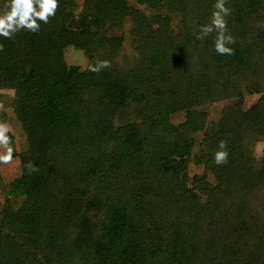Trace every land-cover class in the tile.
Instances as JSON below:
<instances>
[{
	"label": "trees",
	"instance_id": "16d2710c",
	"mask_svg": "<svg viewBox=\"0 0 264 264\" xmlns=\"http://www.w3.org/2000/svg\"><path fill=\"white\" fill-rule=\"evenodd\" d=\"M135 1L58 0L38 31L0 36L26 144L4 155L19 175L1 187L0 264H264V0H227L230 56L195 35L215 0Z\"/></svg>",
	"mask_w": 264,
	"mask_h": 264
},
{
	"label": "clouds",
	"instance_id": "9594fccd",
	"mask_svg": "<svg viewBox=\"0 0 264 264\" xmlns=\"http://www.w3.org/2000/svg\"><path fill=\"white\" fill-rule=\"evenodd\" d=\"M227 0H215L210 22L199 27L195 33L197 39H203L215 33L214 50L219 55H234V48L230 45L235 43V38L228 32L226 17L231 15V9L226 6ZM58 0H8L7 11L0 14V36L12 38L20 30L38 31L40 24L38 21L47 23L49 17L54 16L58 8ZM39 9V10H37ZM3 45H0V50ZM111 67L108 60H97L95 64L88 65L87 70L99 73L105 68ZM6 127L0 125V144L7 147L9 140L5 133ZM10 159V156L7 158ZM214 162L221 166L228 162V150L226 142L221 140L218 143V150L214 154ZM30 171H37L29 162L27 165Z\"/></svg>",
	"mask_w": 264,
	"mask_h": 264
},
{
	"label": "rangeland",
	"instance_id": "374dc122",
	"mask_svg": "<svg viewBox=\"0 0 264 264\" xmlns=\"http://www.w3.org/2000/svg\"><path fill=\"white\" fill-rule=\"evenodd\" d=\"M77 3H80L81 0H75ZM130 3L135 6L142 8L139 6L135 0H129ZM176 20H173L175 23ZM127 26H125L126 29ZM125 36V30H124ZM64 59L67 65H76L79 68H82L86 63V57L83 53L78 50L74 49L71 46L65 47L64 51ZM129 55V45L127 40L124 38L123 47L120 51L118 61H120L121 57ZM256 99V95H248L244 97V107H248L251 103H253ZM11 100H12V90L9 89H0V118L2 117V121H0V125H3L8 129L5 133L7 136L9 143L7 147L0 144V158H7L5 154H11L13 152L18 153L19 151L25 149V136L24 133L16 120L11 107ZM223 102L214 103L207 105L205 110L208 115V119H215L219 116L220 109L224 106ZM172 123H177L182 120V113L177 112L171 114L169 117ZM8 151H7V150ZM253 153L256 157H259L262 153H264V142L257 141L253 147ZM9 157V156H8ZM190 171L196 170L195 167H190ZM19 175V166H18V158L16 156H10V159L0 160V202L3 199V193L1 192V187L7 185L9 181ZM20 201V197H16L14 199L15 205H17Z\"/></svg>",
	"mask_w": 264,
	"mask_h": 264
}]
</instances>
